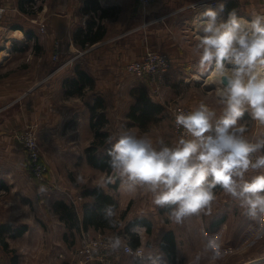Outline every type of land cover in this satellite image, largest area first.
Here are the masks:
<instances>
[{
	"label": "crops",
	"instance_id": "1",
	"mask_svg": "<svg viewBox=\"0 0 264 264\" xmlns=\"http://www.w3.org/2000/svg\"><path fill=\"white\" fill-rule=\"evenodd\" d=\"M203 1L206 0H157L151 7H143L138 0H0V25H6L3 29H13L11 33L20 31L18 38L37 39L50 62H56L41 80L27 75L0 77V185H7L15 173H24V180L32 179L18 134L26 126L33 125L43 144L51 177L60 174V167L68 170L72 166L70 159L74 158L71 155L82 150L85 167L105 183L102 186L94 177L88 181L81 177V186L77 188L68 174L59 178L71 198L79 197L74 208L80 212V223L84 206L94 204L92 198L84 196L85 188H101L119 204L117 211L128 208L135 211L127 225L144 228L140 236L142 245L145 235L158 229L164 230L159 234L161 241L174 231L178 242L179 231L166 225L170 221L167 216L175 206L155 205L153 194L139 186L135 191H128L113 169L108 172L95 167L87 150L95 139L92 107L101 103L103 109L97 114L105 117L107 123L102 131L109 134V140L99 151L101 156L109 154L124 132L143 137L148 136L149 130H156L158 139L174 144L173 132L168 136L166 117L168 113L171 119L174 103L184 102L191 109L200 103L206 104L216 114L213 124L222 116L224 105L214 90L205 87L210 78L207 73H201L195 54L197 37L202 35L198 29L204 19L200 23L195 8ZM223 1L245 20L251 19L253 14H264V0ZM24 24L29 29H25ZM41 24L46 25L44 33ZM97 36H102L101 40L90 44L89 41ZM149 49L169 55L172 62L161 87L126 70L128 63L143 58ZM188 91H191L190 98L186 97ZM142 117H146L145 120H140ZM249 124L254 125V121L246 112L237 126L244 125L247 129ZM258 174L260 171H250L246 179ZM213 191L216 200L209 208L201 210L208 217L211 235L227 223L231 211L244 210L219 186ZM219 222L222 225L217 228ZM147 224L151 225V232ZM80 228L83 232L84 228ZM90 232L97 233L93 228ZM191 232L196 230L191 227ZM240 232L243 240L247 231ZM160 242L154 245V250L161 257L165 253ZM263 261L261 257L247 264Z\"/></svg>",
	"mask_w": 264,
	"mask_h": 264
},
{
	"label": "clouds",
	"instance_id": "2",
	"mask_svg": "<svg viewBox=\"0 0 264 264\" xmlns=\"http://www.w3.org/2000/svg\"><path fill=\"white\" fill-rule=\"evenodd\" d=\"M225 11L226 2L205 8L195 44L201 73L208 74L224 105L222 116L213 124L215 112L200 103L175 115L183 132L174 144L124 132L109 152L122 186L130 192L145 188L157 206H175L171 216L177 222L209 208L217 186L239 202L246 216L264 217V139L253 142L244 135L246 127L237 126L246 112L264 125V14L245 20L233 9L217 23ZM250 171L260 174L246 179ZM114 215L108 207L106 217ZM110 245L116 250L122 241L115 237ZM125 251L131 254L130 248Z\"/></svg>",
	"mask_w": 264,
	"mask_h": 264
},
{
	"label": "rangeland",
	"instance_id": "3",
	"mask_svg": "<svg viewBox=\"0 0 264 264\" xmlns=\"http://www.w3.org/2000/svg\"><path fill=\"white\" fill-rule=\"evenodd\" d=\"M5 26L0 25V77H23L27 75L33 76L37 80L45 78L53 68L51 64L54 62H50L44 47L37 44V39H27L24 34L26 38L20 36L22 38L19 37L21 39L19 40L20 31L11 33L13 29L5 30L3 29ZM23 26L25 29H29L26 24ZM210 86H214L215 92L216 86L213 83L205 87L209 89ZM187 96H189L188 98L191 97V91L186 92ZM182 103L191 107L184 102ZM169 116L167 113L169 125L167 127L170 131H168V136L173 132L172 137L177 140L172 125L170 126L172 116L171 119ZM30 128H34L38 136L37 128L33 125L26 126L19 132L18 136ZM156 132V130H149L147 135L153 141H157L158 134ZM244 135L253 141L264 139V125H259L254 121V125H248ZM169 139L171 141V136ZM38 142L42 159L47 167L45 177L43 179L33 177L29 167L28 172L32 178L29 181L23 179L24 173L23 175L15 173L13 178H9L7 185H0V226L7 224L11 230H16V232L23 229L21 233L13 231L3 235L8 243V249H4L0 244V264H13L15 256L18 257V264H81L78 257L79 249L85 245L84 242L87 238L97 237V234L104 235L109 239L117 236L122 239L127 236L131 246L134 237L141 241L140 236L143 235L141 233L144 231L143 227L132 225L131 231L127 233V222L135 213V211H129L130 208H128V214L124 218L122 215L126 211H116L114 215L116 228L114 230L107 229L92 233L90 230H83L82 232L81 228V230H77L67 226L62 214H59L64 211H56L55 207L59 203H64L76 208L74 204H76V198L79 197L71 198L69 191L60 183L59 178L68 174L73 185L80 188L81 177L88 181L91 177L96 178L99 175L93 174L94 172L85 167V159L82 156L85 153L82 150H77L71 155L74 157L70 159L72 166H69L68 170L60 167V174L56 175V178L51 177V169L43 154L45 151L39 136ZM24 153L27 155L26 151ZM97 180L100 185L105 184L103 179ZM41 188L44 191H41ZM76 212L79 216L80 212ZM231 212L227 223L222 227V224L219 225L218 228H221L213 235L209 233L208 217L204 211L203 214L202 211L198 212L196 216L194 214L193 216H186L179 222L171 214H168L167 217L170 221L166 225L180 233V238L176 243L174 262L169 261L166 254L161 255L162 258L159 254L156 255L154 245L161 241L162 237L159 234L161 235L164 231L160 232L161 229H158L149 235L146 234L143 245L141 241L138 246L145 249L143 261L127 256L122 251H117V258L114 259L113 264H153L154 261L155 264H247L264 257V217L253 220L244 214L245 210ZM191 227L196 230L195 233L191 232ZM240 231H247L243 240L240 238ZM210 242L213 243L210 244ZM216 245L219 247L217 248ZM85 264H100V262L95 260Z\"/></svg>",
	"mask_w": 264,
	"mask_h": 264
},
{
	"label": "built area",
	"instance_id": "4",
	"mask_svg": "<svg viewBox=\"0 0 264 264\" xmlns=\"http://www.w3.org/2000/svg\"><path fill=\"white\" fill-rule=\"evenodd\" d=\"M157 0H138V3L143 7H151L156 3ZM224 2L223 0H206L195 8L196 17L200 21L202 20V13L206 7H215L217 3ZM226 14L218 19V22L225 20ZM41 31L46 32V25L41 24ZM172 62L170 56L149 49L145 56L139 60L130 62L127 64L126 70L129 74L138 78H146L150 83L155 84L157 87H161L164 83L166 74L170 71ZM192 110L190 107L185 106L181 103H174L171 106L172 116V128L177 139L183 132V129L175 124V115L179 112H188ZM23 149L26 151L29 161L30 172L33 177L43 179L47 174V167L42 159L41 149L39 147L38 136L34 128L25 130L19 135ZM253 141V140H251ZM255 142V141H253ZM118 237V236H117ZM127 237V236H126ZM120 238L122 245L119 249L113 250L110 245V240L113 238H107L104 235H98L94 238H87L85 245L79 249V260L81 264L92 263L95 260L99 261L100 264H113L114 259L117 258V251H122L126 255L135 257L139 261H143L145 258V249L142 247L133 248L126 239ZM125 247L131 249V254L125 251ZM139 251L141 255L137 256L136 253Z\"/></svg>",
	"mask_w": 264,
	"mask_h": 264
},
{
	"label": "trees",
	"instance_id": "5",
	"mask_svg": "<svg viewBox=\"0 0 264 264\" xmlns=\"http://www.w3.org/2000/svg\"><path fill=\"white\" fill-rule=\"evenodd\" d=\"M234 7H227L226 5V11L225 13L228 14L229 11L233 10ZM22 31L24 28H21ZM29 36L31 35V32L27 33ZM102 36H97L96 39L90 40V44H95L99 40H101ZM38 46V45H37ZM38 49V48H37ZM103 109L102 103L99 105H95L92 107L93 112V121H92V127L95 130V139L90 148L87 150V154L89 157L90 162L97 168L102 170H107L108 172H111L112 168L110 166V159L111 157L109 154H104V156L99 155V151L101 150V147L105 145L107 140H109V134L104 133L102 131L103 126L107 123L105 117L97 112L99 110ZM154 110V109H153ZM152 110V112H153ZM97 114V116H96ZM145 114H148V112H145ZM142 117L140 120H145ZM103 148V147H102ZM85 194L84 196L90 197L93 199L94 204L91 206L87 205L83 208V221L80 223L78 214L74 207L65 205L64 203H59L56 205L55 209L56 211H64L62 214L63 220L72 228H75L77 230L80 229V227H83L85 231H89L90 228H93L95 231H104V229L114 230L116 228L115 226V219L114 216L111 218L106 217V209L108 207H111L114 212L119 208V204L109 195H106L101 188H85ZM128 214V211H126L122 218L126 217ZM222 222V221H221ZM219 222L217 226L221 224ZM83 225V226H82ZM148 225V231L151 232V225ZM217 227V228H218ZM131 226L126 225L127 233L130 230ZM14 230H11L9 225L4 224L0 226V244L3 246L4 249H8V243L3 238L4 234H8L10 232H13ZM22 230H16L14 232L21 233ZM15 233V234H16ZM176 237L173 232L167 233L161 243V249L168 257L169 261H173L176 257ZM140 245V240L138 238L133 239L132 246L138 247ZM13 264H18V257H14Z\"/></svg>",
	"mask_w": 264,
	"mask_h": 264
},
{
	"label": "bare ground",
	"instance_id": "6",
	"mask_svg": "<svg viewBox=\"0 0 264 264\" xmlns=\"http://www.w3.org/2000/svg\"><path fill=\"white\" fill-rule=\"evenodd\" d=\"M200 23H201V21H200ZM201 24H202V23H201ZM12 36H13V35H12ZM15 37H16V36H15ZM16 38H17V37H16ZM19 39H20V38H19ZM3 55H4V54H3ZM5 55H6V54H5ZM2 57H3V56H2ZM208 81H209V82H208V85H211V83H213L211 79H209ZM210 87H211V86H210Z\"/></svg>",
	"mask_w": 264,
	"mask_h": 264
},
{
	"label": "water",
	"instance_id": "7",
	"mask_svg": "<svg viewBox=\"0 0 264 264\" xmlns=\"http://www.w3.org/2000/svg\"><path fill=\"white\" fill-rule=\"evenodd\" d=\"M214 89V86H211V88H209V90H213Z\"/></svg>",
	"mask_w": 264,
	"mask_h": 264
}]
</instances>
